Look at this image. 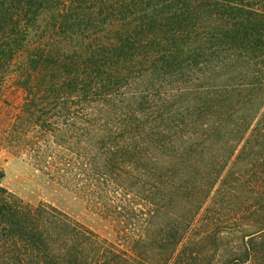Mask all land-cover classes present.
<instances>
[{"label":"trees","instance_id":"trees-1","mask_svg":"<svg viewBox=\"0 0 264 264\" xmlns=\"http://www.w3.org/2000/svg\"><path fill=\"white\" fill-rule=\"evenodd\" d=\"M2 98L122 238L0 183V264H264V0H0Z\"/></svg>","mask_w":264,"mask_h":264},{"label":"rangeland","instance_id":"rangeland-1","mask_svg":"<svg viewBox=\"0 0 264 264\" xmlns=\"http://www.w3.org/2000/svg\"><path fill=\"white\" fill-rule=\"evenodd\" d=\"M5 94L8 100L14 101L17 98V95L9 88L6 89ZM12 113V108L4 102L3 98L0 99V171L4 172L0 183L26 202L50 203L102 237L112 242H120L122 237L119 226L100 212L84 193L71 187L65 181L38 169L26 153L16 149L5 140L6 137L2 135L1 130L8 125ZM205 213L195 221L190 236H196L204 230L200 226L204 227L206 222L203 218ZM230 221V218H225L224 222L216 228L217 234H224L226 243L232 235L231 228L234 227V222ZM219 257L218 254L216 260Z\"/></svg>","mask_w":264,"mask_h":264}]
</instances>
